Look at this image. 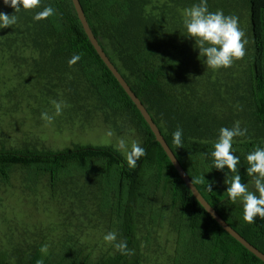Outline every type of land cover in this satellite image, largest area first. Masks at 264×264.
<instances>
[{"label": "rangeland", "instance_id": "1", "mask_svg": "<svg viewBox=\"0 0 264 264\" xmlns=\"http://www.w3.org/2000/svg\"><path fill=\"white\" fill-rule=\"evenodd\" d=\"M189 2L199 4L201 0H182L175 9L180 44L190 56L196 78L189 108L218 116L220 126L227 128L239 121L247 134L234 138V142L261 141L260 124L253 111L256 105L247 95V86L255 79L256 56L250 0H225V15L239 17L248 43L243 59L218 70L207 67L195 39L188 36L181 11ZM40 11L21 8L16 14L18 23L0 29V150L57 152L76 146H113L118 150L121 138L129 146L136 140L143 147L146 133L134 114L111 109L98 97L92 81H80L75 73H63L62 67L54 65L60 59L59 53L54 55V45L58 44L47 41L49 23L34 20ZM0 12L12 15L14 9L0 0ZM53 100L67 104L59 116L55 115ZM43 112L54 117L51 124L41 119ZM109 131L112 136L107 135ZM235 150L244 155L242 148ZM118 151L126 160L125 153ZM81 166L83 171L90 169V175L69 165L55 186L49 174H37L22 165L12 168L9 181L0 178V259L28 264L44 245L48 250L42 252L43 259L53 263L79 257L81 262L92 264L119 253L104 240L109 232H116L118 241L124 237L118 211L105 199L100 163ZM148 171L144 201L134 209L139 242L136 253L141 264H207L205 257L192 249L189 217L182 205L174 202L172 189L158 181L155 170ZM218 184L223 189L228 186L225 179ZM247 186L259 195L253 179ZM242 207L241 199L230 201L226 212L233 215Z\"/></svg>", "mask_w": 264, "mask_h": 264}, {"label": "trees", "instance_id": "2", "mask_svg": "<svg viewBox=\"0 0 264 264\" xmlns=\"http://www.w3.org/2000/svg\"><path fill=\"white\" fill-rule=\"evenodd\" d=\"M180 1L81 0V3L105 51L146 105L195 184L234 228L264 252V219L257 216L255 223L246 222L243 207L229 215L226 212V206L231 201L226 193L229 185L223 189L218 184L222 179L231 180L235 174L241 176L242 183L248 184L253 178L247 175L249 165L246 157L256 147L264 148V0H250L256 56L255 81L247 86V95L252 96L256 105L252 108L260 124L258 128L262 139L233 143L234 155L240 159L237 173L230 172L227 166L224 170L214 168L212 152L220 129L225 127L220 126L219 117L189 108L188 98L194 93L193 81L196 78L192 74L190 56L180 44V21L175 14ZM223 1L207 0L209 10H222L224 13ZM187 4L193 6L194 2ZM187 4L182 5L181 12ZM47 6L56 10L55 15L45 19L49 23L45 29L47 41H55L58 46L54 45V55L60 54L59 61L54 65L62 67L63 73L68 70L75 73L80 81H92L98 88V97L106 101L111 109L134 114L146 133L143 146L146 155L138 161V167L132 169L113 146H76L57 152L3 149L0 150V178L9 181L12 168L22 165L37 174H49L55 186L69 165L82 170L81 164L99 162L101 169L98 172L105 180L102 182L105 199L117 209L124 240L134 254L119 252L92 264H141V258L136 253L139 242L134 209L144 201L148 170H155L158 181L165 182L166 187L172 189L174 202L181 204L184 214L189 217L191 242L194 239L192 249L201 253L207 264H264L225 231L194 196L136 104L93 46L73 1L41 0L38 8L42 11ZM74 54H79L81 59L69 66L68 62ZM178 128L183 130V147L180 148L173 143V133ZM236 148H242L244 155L239 156ZM82 172L90 175L91 170L87 168ZM113 197L115 201H112ZM41 261L43 264H91L81 262L79 257L53 263L45 261L42 252L33 255L28 264H40ZM0 264L12 263L0 259Z\"/></svg>", "mask_w": 264, "mask_h": 264}, {"label": "clouds", "instance_id": "3", "mask_svg": "<svg viewBox=\"0 0 264 264\" xmlns=\"http://www.w3.org/2000/svg\"><path fill=\"white\" fill-rule=\"evenodd\" d=\"M3 2L6 6L14 9V14L9 15L0 12V29L17 24L18 16L16 14L20 12L21 8L33 10L41 5V0H3ZM55 14L56 10L51 6H47L36 13L34 20H44ZM183 15V23L188 36L195 39L200 56L206 57L207 67L213 70L229 68L234 61L245 57L248 41L245 38L244 31L239 27V17L235 15L226 16L222 10L210 11L207 0H201V3L186 8ZM80 59L79 54H74L68 62L69 66L75 65ZM52 104L55 106L56 116L61 115L62 109L67 107V104L63 101L53 100ZM41 119L51 124L54 117L49 116L47 112H43ZM246 134L247 129H242L239 121H236L232 128L222 127L220 129L218 141L214 145L215 150L212 152L214 168L224 170L227 166L230 172L237 173L240 159L234 155L233 142L234 138L243 137ZM107 135L112 136L113 133L109 131ZM182 135L183 130L179 128L173 133V143L177 148L183 147ZM117 147L118 150L125 153L127 165L132 169L138 167V161L146 155V150L136 140H132L129 146L128 141L121 138ZM246 159L249 165L247 175L253 178L255 189L259 195L248 190L247 184L242 183L239 174H235L231 180H226L229 185L226 193L233 202L238 199L243 201V219L248 223H255L257 216L264 219V148L256 147L254 151L247 155ZM208 187L212 191L210 184ZM104 240L109 244H113L117 251L123 255L134 254V250L128 249L125 240L118 241L116 232L107 233ZM47 250V245L42 246L41 251L43 253H47ZM40 264H43V261Z\"/></svg>", "mask_w": 264, "mask_h": 264}, {"label": "water", "instance_id": "4", "mask_svg": "<svg viewBox=\"0 0 264 264\" xmlns=\"http://www.w3.org/2000/svg\"><path fill=\"white\" fill-rule=\"evenodd\" d=\"M75 10L77 12V15L88 35L90 38L93 46L97 50L100 57L103 59L105 64L108 66V68L111 70V72L114 74V76L117 78L119 83L122 85V87L125 89V91L128 93L130 98L133 100V102L136 104L140 112L142 113L143 117L145 118L146 122L152 129L153 133L156 136L157 141L161 144V146L164 148L165 152L168 154L170 160L172 161L173 165L179 172L182 179L185 181L187 186L191 189L194 196L197 198V200L202 204V206L207 210V212L218 222V224L227 231L232 237H234L238 242H240L244 247H246L249 251H251L255 256H257L260 260L264 262V252L261 251L258 247L253 245L247 238H245L236 228H234L219 212L218 210L211 204V202L205 197V195L201 192V190L198 188V186L195 184L191 176L189 175L188 171L185 169L181 161L179 160L178 156L170 146L168 140L166 139L163 131L159 127V125L156 123L154 117L149 112L146 105L143 103V101L140 99V97L136 94V92L133 90L127 79L124 77V75L121 73V71L118 69V67L115 65V63L111 60L108 53L105 51L102 43L96 36L89 19L87 17V14L85 12V9L81 3V0H72Z\"/></svg>", "mask_w": 264, "mask_h": 264}, {"label": "crops", "instance_id": "5", "mask_svg": "<svg viewBox=\"0 0 264 264\" xmlns=\"http://www.w3.org/2000/svg\"><path fill=\"white\" fill-rule=\"evenodd\" d=\"M224 14H225V12H224Z\"/></svg>", "mask_w": 264, "mask_h": 264}, {"label": "flooded vegetation", "instance_id": "6", "mask_svg": "<svg viewBox=\"0 0 264 264\" xmlns=\"http://www.w3.org/2000/svg\"><path fill=\"white\" fill-rule=\"evenodd\" d=\"M254 81H255V79H254Z\"/></svg>", "mask_w": 264, "mask_h": 264}]
</instances>
